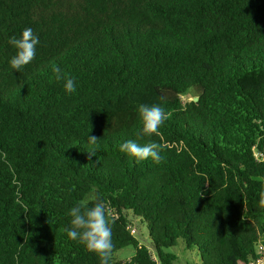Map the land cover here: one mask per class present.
<instances>
[{
    "label": "trees",
    "instance_id": "trees-1",
    "mask_svg": "<svg viewBox=\"0 0 264 264\" xmlns=\"http://www.w3.org/2000/svg\"><path fill=\"white\" fill-rule=\"evenodd\" d=\"M25 28L40 44L16 72L9 40ZM141 104L164 108L158 135L141 132ZM127 140L159 144L162 160L136 163ZM256 150L264 0H0V264H100L65 232L69 209L97 198L111 264H174L180 240L199 264H248L264 239Z\"/></svg>",
    "mask_w": 264,
    "mask_h": 264
},
{
    "label": "clouds",
    "instance_id": "clouds-1",
    "mask_svg": "<svg viewBox=\"0 0 264 264\" xmlns=\"http://www.w3.org/2000/svg\"><path fill=\"white\" fill-rule=\"evenodd\" d=\"M9 44L15 49V54L9 61L10 67L13 71L21 72L36 59L40 37L34 34L31 28H25L19 37L11 38ZM52 71L57 81L64 82L63 89L66 94L72 95L77 92V82L73 77L55 65ZM137 110L142 122L141 132L149 137L158 135L160 127L167 119L164 108L159 105L141 104ZM87 141L88 144L94 145L97 138L88 136ZM120 151L133 158L136 163L149 159L159 163L162 160L160 145L155 142L141 145L135 140H127L120 145ZM90 153L95 155L94 151H90ZM260 195L259 203L264 206V192ZM17 202L20 203V201ZM25 211H27L26 207ZM68 215L71 219L70 227L65 229L67 238L77 241L88 252L95 254L100 264H111L114 249L112 226L114 222L110 221L107 216L105 202L97 198L91 207L84 203H78L69 209Z\"/></svg>",
    "mask_w": 264,
    "mask_h": 264
},
{
    "label": "rangeland",
    "instance_id": "rangeland-1",
    "mask_svg": "<svg viewBox=\"0 0 264 264\" xmlns=\"http://www.w3.org/2000/svg\"><path fill=\"white\" fill-rule=\"evenodd\" d=\"M132 231L134 234L140 239V241L144 244L149 245L147 241V234L145 233L142 225L136 221H132ZM171 252H174L177 255V261L174 264H199L200 258L199 255L195 251L188 250L183 244L182 240L175 246V248L170 249ZM134 253V249L132 247L123 248L117 251L113 258L114 260H128Z\"/></svg>",
    "mask_w": 264,
    "mask_h": 264
},
{
    "label": "built area",
    "instance_id": "built-area-1",
    "mask_svg": "<svg viewBox=\"0 0 264 264\" xmlns=\"http://www.w3.org/2000/svg\"><path fill=\"white\" fill-rule=\"evenodd\" d=\"M255 156L258 161L264 162V151L256 150ZM258 256L249 261L248 264H264V239L258 243Z\"/></svg>",
    "mask_w": 264,
    "mask_h": 264
},
{
    "label": "water",
    "instance_id": "water-1",
    "mask_svg": "<svg viewBox=\"0 0 264 264\" xmlns=\"http://www.w3.org/2000/svg\"><path fill=\"white\" fill-rule=\"evenodd\" d=\"M195 99H197V98H195Z\"/></svg>",
    "mask_w": 264,
    "mask_h": 264
}]
</instances>
